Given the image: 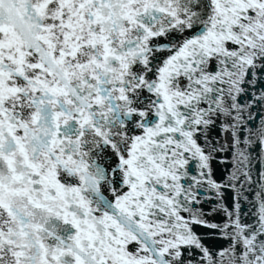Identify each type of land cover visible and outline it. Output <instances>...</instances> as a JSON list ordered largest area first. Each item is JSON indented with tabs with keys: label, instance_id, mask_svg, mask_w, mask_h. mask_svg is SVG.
Here are the masks:
<instances>
[{
	"label": "snow or ice",
	"instance_id": "6c2138e0",
	"mask_svg": "<svg viewBox=\"0 0 264 264\" xmlns=\"http://www.w3.org/2000/svg\"><path fill=\"white\" fill-rule=\"evenodd\" d=\"M0 264H264V0H0Z\"/></svg>",
	"mask_w": 264,
	"mask_h": 264
}]
</instances>
